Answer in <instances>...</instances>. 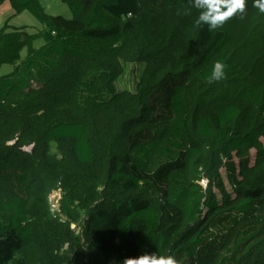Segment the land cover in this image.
Instances as JSON below:
<instances>
[{
    "label": "trees",
    "instance_id": "1",
    "mask_svg": "<svg viewBox=\"0 0 264 264\" xmlns=\"http://www.w3.org/2000/svg\"><path fill=\"white\" fill-rule=\"evenodd\" d=\"M9 1L44 28L0 31V66L14 65L0 76V264H123L154 251L264 264L255 0L215 30L196 24L192 0H61L72 18ZM217 61L226 77L210 83ZM129 63L144 70L118 90Z\"/></svg>",
    "mask_w": 264,
    "mask_h": 264
},
{
    "label": "clouds",
    "instance_id": "2",
    "mask_svg": "<svg viewBox=\"0 0 264 264\" xmlns=\"http://www.w3.org/2000/svg\"><path fill=\"white\" fill-rule=\"evenodd\" d=\"M193 7L198 10L196 24L207 25L210 30L223 27L236 15L243 16L247 0H192ZM255 7L264 13V0H255ZM226 77V65L217 61L212 67L208 81H221ZM123 264H178L174 255H162L157 251L146 252L142 255L129 257Z\"/></svg>",
    "mask_w": 264,
    "mask_h": 264
},
{
    "label": "rangeland",
    "instance_id": "3",
    "mask_svg": "<svg viewBox=\"0 0 264 264\" xmlns=\"http://www.w3.org/2000/svg\"><path fill=\"white\" fill-rule=\"evenodd\" d=\"M41 2L43 3V5L45 6L47 12H49L52 15H62L66 18H72L73 17V13L70 10L69 6L64 3L61 0H41ZM26 14H28L29 16H31V13L29 11H25ZM34 17V15H32ZM35 18V17H34ZM36 20V25L37 28H34V30H41V27H44L42 22H40L38 19H34ZM44 43L43 39H38L34 45L36 47L42 45ZM27 55V48H25L22 53H21V60H23ZM9 69V70H6ZM11 69V64H4L2 66H0V76L6 73H9ZM144 70V64L141 63H129L126 64L123 67V72L120 75V77L118 78L117 82H116V86L118 90H123V89H135L137 82L139 81L141 74ZM57 150V144L56 143H52V151L55 152ZM225 175V172H224ZM226 177V176H225ZM52 201L54 202V204L59 207L60 205V199H61V193L60 191H54L52 196H51ZM73 227H76V225L74 224Z\"/></svg>",
    "mask_w": 264,
    "mask_h": 264
},
{
    "label": "crops",
    "instance_id": "4",
    "mask_svg": "<svg viewBox=\"0 0 264 264\" xmlns=\"http://www.w3.org/2000/svg\"><path fill=\"white\" fill-rule=\"evenodd\" d=\"M42 5H43V3H42ZM44 8H45V6H44ZM45 10H46V8H45ZM25 11H28V10H25ZM25 11H22L20 13H17L16 10H15V8L13 7L12 3L9 0H0V31H1V28L5 25V23H8L12 27L24 26L25 29L29 33L38 32L39 30H36V31L34 30V28H37V26H38V25H36V23H37L36 20H34V19H37V18L35 16H34L35 17L34 18L32 16L33 14L30 11L29 12L31 13V16H29L28 14H26ZM46 12H47V10H46ZM47 13H49V12H47ZM42 28H44V27H41L40 29H42ZM40 39H43V38H40ZM37 40H35L34 43ZM44 43H45V41H44ZM25 48H27V47H24L23 50ZM22 51H21V53H22ZM27 53H28V48H27ZM13 69H14V65H11V69H10L9 72H11ZM6 70H9V69H6Z\"/></svg>",
    "mask_w": 264,
    "mask_h": 264
},
{
    "label": "built area",
    "instance_id": "5",
    "mask_svg": "<svg viewBox=\"0 0 264 264\" xmlns=\"http://www.w3.org/2000/svg\"><path fill=\"white\" fill-rule=\"evenodd\" d=\"M79 231V230H78ZM111 264H114V263H111Z\"/></svg>",
    "mask_w": 264,
    "mask_h": 264
}]
</instances>
